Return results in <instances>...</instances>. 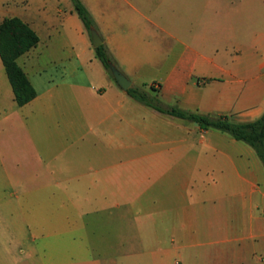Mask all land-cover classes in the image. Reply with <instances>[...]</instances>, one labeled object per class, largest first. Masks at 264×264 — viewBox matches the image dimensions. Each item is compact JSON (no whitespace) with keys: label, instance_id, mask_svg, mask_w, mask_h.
<instances>
[{"label":"crops","instance_id":"crops-1","mask_svg":"<svg viewBox=\"0 0 264 264\" xmlns=\"http://www.w3.org/2000/svg\"><path fill=\"white\" fill-rule=\"evenodd\" d=\"M57 1L65 10L57 3L49 15L48 0H29L37 15L18 17L37 35L36 21L46 26L17 60L35 89L31 102L15 104L0 60V100L19 108L28 142L20 167L34 181L1 189L0 210L31 231L27 264H264L255 152L130 99L95 58L73 7ZM81 2L117 69L132 86L155 84L164 106L238 123L263 114L264 0H225L209 37L191 42L166 30L163 12L150 20V0H114L99 10L108 23ZM165 34L176 44L164 45ZM54 49L60 57L47 60Z\"/></svg>","mask_w":264,"mask_h":264},{"label":"rangeland","instance_id":"rangeland-1","mask_svg":"<svg viewBox=\"0 0 264 264\" xmlns=\"http://www.w3.org/2000/svg\"><path fill=\"white\" fill-rule=\"evenodd\" d=\"M91 6L96 13L97 19L102 23L112 21L105 13L99 12L105 6L113 7L114 0H89ZM150 20L154 23L158 21L157 16L163 12L166 22V30L171 35L178 36L183 41L191 42L200 36L209 37L211 28L210 22L213 20L214 10L218 7H224L225 0H169L165 1L162 6L161 0H150ZM57 0H48L47 11L53 14ZM67 3L72 7L71 2ZM66 2L58 3L59 10H65ZM34 4H30L29 0H0V22L9 17L28 16L35 17ZM48 15V16H49ZM73 15L74 12H73ZM168 24V26H167ZM35 25L38 35L45 37V24L37 20ZM155 27L151 29V37L158 33ZM164 45H175L176 41L171 37L167 38L165 34ZM92 47V45H91ZM47 54V60L58 59L61 55L57 49ZM88 72L89 79L92 84H97V73L90 67L84 68ZM156 88V86H154ZM144 89L147 90V87ZM19 108L11 99L0 100V190L6 192L15 191L21 184L30 187L34 185V181L24 178V175H30L33 171L20 167V151L28 145L24 135L19 133L17 123L20 120ZM189 125L191 123H188ZM23 164V163H22ZM63 183L64 180H58ZM9 213L0 210V264H27L24 254L36 246L31 241V231L15 224L8 219ZM10 225H7V222ZM8 222V224H9Z\"/></svg>","mask_w":264,"mask_h":264},{"label":"trees","instance_id":"trees-1","mask_svg":"<svg viewBox=\"0 0 264 264\" xmlns=\"http://www.w3.org/2000/svg\"><path fill=\"white\" fill-rule=\"evenodd\" d=\"M69 1L90 38V29L94 28L97 30L94 19L81 0ZM38 42L39 37L36 32L20 18L9 17L0 22V60L11 85L14 102L18 107L31 102L36 97V92L18 65L17 60L36 47ZM93 50L95 58L100 62L109 78L116 84L110 73L109 64H113L116 68L117 65L105 43L103 42ZM154 86L155 84L150 85L147 90L131 86L126 91V94L133 101L159 114L171 116L187 123H197L200 130L219 131L227 134L235 141L246 144L255 152L264 167V112L254 121L241 123L231 121L226 115L212 118L206 115L190 113L175 107L164 106L159 100L158 91Z\"/></svg>","mask_w":264,"mask_h":264},{"label":"water","instance_id":"water-1","mask_svg":"<svg viewBox=\"0 0 264 264\" xmlns=\"http://www.w3.org/2000/svg\"><path fill=\"white\" fill-rule=\"evenodd\" d=\"M90 39L92 47L94 49L99 47L103 43L101 37L94 28L90 29ZM109 68L110 73L114 78L116 84L122 89V91L126 92L132 86L131 81L123 73H121L113 64H109ZM193 125L195 127H198L197 123H193Z\"/></svg>","mask_w":264,"mask_h":264}]
</instances>
